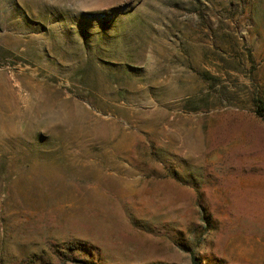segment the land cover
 Here are the masks:
<instances>
[{
    "label": "rangeland",
    "instance_id": "rangeland-1",
    "mask_svg": "<svg viewBox=\"0 0 264 264\" xmlns=\"http://www.w3.org/2000/svg\"><path fill=\"white\" fill-rule=\"evenodd\" d=\"M0 264H264V0H0Z\"/></svg>",
    "mask_w": 264,
    "mask_h": 264
},
{
    "label": "trees",
    "instance_id": "trees-1",
    "mask_svg": "<svg viewBox=\"0 0 264 264\" xmlns=\"http://www.w3.org/2000/svg\"><path fill=\"white\" fill-rule=\"evenodd\" d=\"M259 112V111H258ZM259 114V113H258Z\"/></svg>",
    "mask_w": 264,
    "mask_h": 264
}]
</instances>
